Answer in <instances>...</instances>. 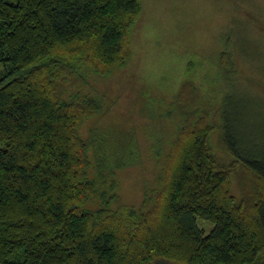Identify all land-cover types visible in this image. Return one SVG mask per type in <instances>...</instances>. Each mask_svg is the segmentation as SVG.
I'll list each match as a JSON object with an SVG mask.
<instances>
[{"label": "trees", "instance_id": "16d2710c", "mask_svg": "<svg viewBox=\"0 0 264 264\" xmlns=\"http://www.w3.org/2000/svg\"><path fill=\"white\" fill-rule=\"evenodd\" d=\"M140 13L141 0H0V264H264V150L223 136L217 157L184 119L130 206L116 174L136 158L81 134L106 110L87 74L124 64Z\"/></svg>", "mask_w": 264, "mask_h": 264}, {"label": "rangeland", "instance_id": "374dc122", "mask_svg": "<svg viewBox=\"0 0 264 264\" xmlns=\"http://www.w3.org/2000/svg\"><path fill=\"white\" fill-rule=\"evenodd\" d=\"M87 76L82 92L101 97L106 110L81 134L104 133L112 140L106 151L136 158L116 178L118 202L138 206L184 119L209 133L217 157L223 136L264 150V0H141L124 64ZM198 225L212 230L208 222Z\"/></svg>", "mask_w": 264, "mask_h": 264}]
</instances>
